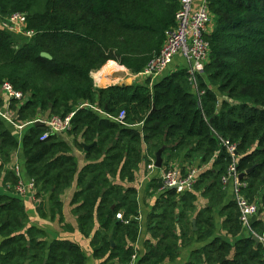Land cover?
Masks as SVG:
<instances>
[{"label":"trees","instance_id":"trees-1","mask_svg":"<svg viewBox=\"0 0 264 264\" xmlns=\"http://www.w3.org/2000/svg\"><path fill=\"white\" fill-rule=\"evenodd\" d=\"M178 9L179 0H0L1 20L25 14L27 29L35 32L31 43L19 47L0 29V88L7 82L24 98L20 105L11 101L10 110L20 122L64 118L74 111L66 133L72 145L52 134L41 141L45 126L24 130L26 174L34 182V197L48 195L57 211L59 196L76 182L72 203L81 233L91 232L94 219L100 225L90 241L94 255L104 258L103 264H127L139 232L137 191L131 185L139 166L163 149V169L174 168L167 162L181 160L198 163L199 172L191 191L182 196L161 192L157 180L159 197L148 220L154 243H146L137 264L172 261L192 242L204 245L187 264H264V243L249 235L230 245L215 236L213 214L220 208L225 237L237 238L243 231L233 200L224 203L228 188L221 177L231 159L216 134L235 144L240 174L255 166L242 180V193L258 205L251 228L258 237L264 235V0H209L214 27L206 35L209 59L196 90L183 68L151 86L148 80L94 86L91 74L109 61L140 73L160 52ZM223 97L232 102L223 101L217 112ZM88 106L113 117L124 111L128 126L102 118ZM140 123L141 128L131 127ZM75 147L85 155L82 168L73 156ZM18 149L17 137L0 121L1 182L11 187L0 197V264H85L77 244L47 243L42 231L26 229L23 205L12 191L19 179L8 169ZM181 168L182 174L189 169ZM198 198L207 207L196 211ZM119 212L127 224L115 219Z\"/></svg>","mask_w":264,"mask_h":264},{"label":"built area","instance_id":"built-area-1","mask_svg":"<svg viewBox=\"0 0 264 264\" xmlns=\"http://www.w3.org/2000/svg\"><path fill=\"white\" fill-rule=\"evenodd\" d=\"M212 21L213 17L209 11V0H179V9L175 14L174 25L165 31L164 43L160 52L135 77L144 82L148 80L151 86L154 82L171 73L169 69L171 64L175 57L180 56L185 62L183 69L186 71L191 85L196 90L197 77L203 75L209 59L210 48L206 35L210 32ZM0 29L16 37L32 39L35 36L34 31L27 29L26 15L21 13L11 14L3 19L0 23ZM0 98L3 101V105L0 106V121L19 140L22 139L24 130L28 126L34 125L37 121L44 122L45 127L48 129V132H45L40 137L41 141L45 140L48 135L66 134L71 129L74 111L64 118L49 116L45 120L36 119L30 122H20L10 110V107L11 101L18 102V105L24 103L23 95L14 90L9 83L4 82L0 88ZM88 107L102 118L111 120L120 126H128L125 123L124 111L113 117L96 106ZM141 126L142 123L131 127L141 128ZM215 137L231 159L230 166L221 177V184L224 189L228 188L232 192V200L238 209L239 221L242 228L251 236L258 237L251 228L252 221L258 216V205L255 202H250L242 193L245 183L238 178L240 173L236 169V146L223 140L216 134ZM148 161V169L154 170L155 160L148 158ZM12 170L15 176L20 179L18 166L13 167ZM162 170L163 173L160 176L163 184L161 192L173 190L177 196H182L185 192L191 191L198 175V170L192 168H189L184 174L181 173L180 169L175 167ZM7 188L11 191V187ZM12 191L18 198L25 196L27 192H31L33 196L36 193L34 182L30 179L26 184H23L19 180ZM115 219L125 224L128 222L124 221L120 212L115 215ZM258 238L261 243H264V235ZM137 261V256L133 254L127 264H137Z\"/></svg>","mask_w":264,"mask_h":264},{"label":"crops","instance_id":"crops-1","mask_svg":"<svg viewBox=\"0 0 264 264\" xmlns=\"http://www.w3.org/2000/svg\"><path fill=\"white\" fill-rule=\"evenodd\" d=\"M184 60L177 56L175 57L173 63L170 66V71L173 72L176 69H180L184 67ZM111 64H114L118 67V70H114L109 75H104V83L100 84L96 76L99 73H102L106 69H112ZM136 74L131 73L127 69L122 66H119L115 62L109 61L107 62L97 73L91 74L93 79L94 86L96 88H106L110 85H106L105 82L107 80H117L121 81V86H129L134 84H144V81L137 79ZM150 86V83H149ZM47 117H39L37 119L45 120ZM65 134L59 135L60 138H63ZM19 142V149L15 156L13 157L12 162L8 166L9 170H12L13 167L18 166L20 172V181L23 184L28 183L29 178L25 171V164L22 155V148H21V140L17 139ZM69 144V141L63 140ZM71 145V144H69ZM145 151V147L143 148ZM145 153V152H144ZM143 153V154H144ZM73 156L76 158L77 164L79 168H82L86 164L85 155L81 151H77L73 148ZM177 169H182L181 167H175ZM163 169V167H162ZM160 169H148L146 174L143 173L146 170V166L142 163L139 166L137 173L135 174V181L131 185L136 188L137 191V203H138V225H139V232L137 241L133 244L134 254L139 259L142 255L146 253L147 242L150 241L151 244L154 243L151 240V234L148 231V220L149 216L154 210L156 206V202L159 197V193L155 191L153 185L158 182H154V180L159 179L163 170ZM188 170V169H187ZM199 172V170H198ZM2 177L0 175V197L9 194L8 188H4L2 186ZM77 190L76 182H73L69 188H67L63 193L59 196V202L61 205L60 211L52 208V205L49 201V196L44 195L39 199H36L31 192H27L25 196L19 198L23 208L24 213L26 216V229L28 228H36L42 231L45 235L44 240L47 243H51L53 241L58 240H67L77 244L84 257H85V264H103L105 259L101 257H97L93 253V249L91 247L90 241L95 234L96 231L100 230L99 222L94 219L92 224L91 232L88 235H83L79 229L77 216L73 213V209L76 207V204L72 203L73 196ZM232 200V192L230 189L226 190L225 200L224 203H228ZM196 211H198L201 207H207V201L198 198L196 204ZM220 208L215 209L213 211L214 218H215V236L220 237L222 240L226 241L230 245H234L238 240L244 239L248 237L250 234L243 229L241 234L237 238H229L225 237L224 233L221 232V225L223 219L219 218ZM258 218V216H257ZM256 218V219H257ZM263 218V215L260 216ZM254 219V221L256 220ZM111 241V240H110ZM112 242V241H111ZM110 242V243H111ZM114 245V244H113ZM204 244L192 242L188 246L181 247L178 251L176 258L172 261L165 260L161 264H187L190 261L192 253L199 250ZM112 246V244H111ZM107 264H117V262L111 261Z\"/></svg>","mask_w":264,"mask_h":264},{"label":"rangeland","instance_id":"rangeland-1","mask_svg":"<svg viewBox=\"0 0 264 264\" xmlns=\"http://www.w3.org/2000/svg\"><path fill=\"white\" fill-rule=\"evenodd\" d=\"M3 20H1L0 19V23L2 22ZM213 27H214V21L212 22V24H211V26H210V30L209 31H211L212 29H213ZM11 37H12V39H13V42L16 44V45H18L19 47H22V46H24V45H27V44H29V43H31V40L30 39H26V38H23V37H15V36H12L11 35ZM101 70V69H100ZM99 70V71H100ZM95 73H97V71L96 72H94V73H92V74H95ZM105 84L106 85H120L121 84V81H117V80H107L106 82H105ZM60 139H63V140H66L67 139V141H69V144H73V138L72 137H70L68 134H66V135H64L63 136V138H60ZM19 143V142H18ZM75 149L77 150V151H80L78 148H76L75 147ZM163 158H165L166 159V156L164 155V156H162V160H163ZM145 164V166H146V170H144L143 171V173L144 174H146V171H147V166H148V164L147 163H144ZM169 165V166H168ZM166 166L167 167H186L187 166V168H192V169H196L197 167H198V163H194V164H192V165H188L187 163L185 164V163H183L181 160H172V161H170V162H167V164H166ZM197 170V169H196ZM158 180V179H157ZM157 180H154V182H157ZM153 187H159V185H158V183H155V185H153Z\"/></svg>","mask_w":264,"mask_h":264},{"label":"water","instance_id":"water-1","mask_svg":"<svg viewBox=\"0 0 264 264\" xmlns=\"http://www.w3.org/2000/svg\"><path fill=\"white\" fill-rule=\"evenodd\" d=\"M42 58L46 59V60H51V57L50 55L46 54V53H42L40 55ZM223 101H227V102H232L231 100H229L228 98L226 97H223V98H219L218 99V106H217V112H219L221 110V107H222V102ZM35 126L37 127H44L45 124L44 122L42 121H37L35 122ZM94 145V144H93ZM92 147V145L90 146H84V150H88ZM162 153H163V149H160L159 151H157L155 153V162H154V167L158 170L162 169V164H163V160H162ZM255 169V166H252L251 168L247 169L245 172L239 174V180L242 181L249 173H251L253 170ZM192 226L194 227V222H192ZM195 229V228H194ZM251 239L255 242V243H259L260 240L258 237L256 236H252ZM111 242V241H110ZM112 244V242H111ZM113 246V244H112Z\"/></svg>","mask_w":264,"mask_h":264},{"label":"bare ground","instance_id":"bare-ground-1","mask_svg":"<svg viewBox=\"0 0 264 264\" xmlns=\"http://www.w3.org/2000/svg\"><path fill=\"white\" fill-rule=\"evenodd\" d=\"M111 68L112 69H106V70H104L102 73H99L97 76H96V79H97V81L100 83V84H103L104 83V78H103V76L104 75H109V74H111L112 72H114V70H118V67L116 66V65H114V64H111ZM100 72V71H99Z\"/></svg>","mask_w":264,"mask_h":264}]
</instances>
